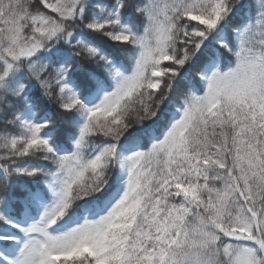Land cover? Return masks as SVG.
I'll list each match as a JSON object with an SVG mask.
<instances>
[{
  "label": "snow or ice",
  "instance_id": "obj_1",
  "mask_svg": "<svg viewBox=\"0 0 264 264\" xmlns=\"http://www.w3.org/2000/svg\"><path fill=\"white\" fill-rule=\"evenodd\" d=\"M0 264H264V0H0Z\"/></svg>",
  "mask_w": 264,
  "mask_h": 264
}]
</instances>
